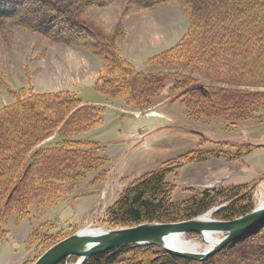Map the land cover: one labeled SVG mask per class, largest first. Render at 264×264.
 Listing matches in <instances>:
<instances>
[{
	"label": "rangeland",
	"instance_id": "374dc122",
	"mask_svg": "<svg viewBox=\"0 0 264 264\" xmlns=\"http://www.w3.org/2000/svg\"><path fill=\"white\" fill-rule=\"evenodd\" d=\"M8 1L5 3L10 4ZM17 2L14 9L21 17L0 22V112L21 107L33 95L62 94L78 97L80 106L104 109L99 125L68 137L80 144H95L93 166H84L69 175L72 181L54 182L53 188L31 197L23 213L15 208L13 196L11 212L1 219L0 264H33L55 243L85 229L135 226L114 223L109 210L131 182L155 170H167L170 198L177 205L203 192L215 195L212 205L195 218L208 213L209 219L228 221L219 215L230 204V198L218 195L225 188H241L246 198L243 206L254 209L264 204V72L253 61L244 74L232 77L221 75L218 68L182 63L185 54L177 56L171 50L197 30V14L189 2L90 0L77 16L82 25L57 15L59 20L51 27L35 24L53 12L48 5L41 0ZM154 2L160 4L150 7ZM116 11L117 18H113ZM127 22L140 34L132 47ZM119 23L123 32L117 28L110 53L116 50L119 58L123 56L132 65L122 49L131 57L143 55L138 68H133L148 78L144 81L146 94H135L129 87L118 94L111 91L105 83L123 75L108 70L105 54H97V40L84 28L91 25L110 32ZM191 82L202 83L207 88L205 95L186 93L185 86ZM99 85L103 87L99 89ZM8 129L9 125L7 133ZM57 130L36 147L57 144L61 140ZM238 146L241 153L247 150L239 158ZM206 152L212 156L203 161L202 155L189 157ZM19 181L17 175L12 180L14 184ZM13 192V187L7 189L2 197L5 200L11 193L8 201ZM171 220L177 219L160 221ZM212 234L223 237L221 232ZM182 236L197 242L202 239L197 233ZM228 246L225 255L213 258V264H264V222ZM129 249L113 264H172L156 248ZM253 254L259 255L257 260ZM77 261L72 256L60 262Z\"/></svg>",
	"mask_w": 264,
	"mask_h": 264
},
{
	"label": "trees",
	"instance_id": "16d2710c",
	"mask_svg": "<svg viewBox=\"0 0 264 264\" xmlns=\"http://www.w3.org/2000/svg\"><path fill=\"white\" fill-rule=\"evenodd\" d=\"M5 1L7 2V0H0V22L4 19L12 18L10 20H15L16 17H21L17 14L18 10L14 9L18 0L8 1L10 4L5 3ZM20 1L23 2L24 0ZM41 1L48 5L53 12L44 15V18L35 21V24L40 23V26L48 25L49 27L54 25V20L58 22L57 15L67 16L74 25H82L83 21L77 16L80 15L86 5L91 3L90 0ZM129 1L134 3V1L141 0ZM185 1L192 5L193 13L197 14L195 22L197 30L189 33L187 41L179 42L171 50L177 56L185 54L184 59L180 60L182 63L204 66L207 69L218 68L221 70V75L232 77L236 76V73L244 74L243 70H249L247 66L253 61L257 65H261L259 70L264 72V0ZM157 4L160 3H149V6L152 7ZM138 5L142 4L139 3ZM127 7L125 12L128 11ZM84 28L97 40L94 44V50L97 54L102 56L105 54L107 59L104 63L108 70H115L123 75L119 79L111 78L105 83L111 86V91L118 94L126 91L129 87L130 90H134L135 94H146L144 81L148 78L136 72L133 65L123 56L120 55L121 58H119L116 50L110 53L111 44L113 41L115 42L119 34H117V28L122 30L121 23L110 32L99 30L91 25H84ZM252 74H254V69H252ZM261 74L264 77V73ZM102 87L101 85L98 86L99 89ZM185 87L186 93L205 95L203 93L207 92V88L199 82H191ZM106 94L108 95V93ZM108 96L115 98L113 94ZM80 104L81 100L72 95H33L24 100L21 107L14 106L12 109L6 108L0 112V225L1 219L11 212L10 205L14 197H16L15 208L23 213L26 202L31 197H39L45 188H53L54 182L72 181L68 178L72 172H79L84 169V166L94 165L93 162L96 158L92 153V145L95 144H80L77 141H70L68 137L74 132L85 131L99 125L102 121L104 108L94 105L80 106ZM7 125H9L8 133L6 132ZM56 129H58L57 135L61 137L57 144L36 147L41 140ZM238 147L237 158L245 155L247 151L241 153L240 146ZM247 147L257 146L248 145ZM196 156L202 157L200 161H203L212 154L209 152L206 154L197 153L189 157L195 158ZM181 158L184 162L185 156ZM166 173V169L155 170L131 182L109 210L113 222L129 226L146 222L174 223L187 221L205 212L212 205L215 195L212 194L211 196L207 192L201 193L199 197L191 198L182 205L175 204L170 198L171 187L165 180ZM16 175L20 181L14 184L12 180L15 179ZM58 176L61 177L60 180L55 178ZM12 187L14 192L10 199L6 201V197L11 193L4 200L3 193ZM220 191L218 195H225V197L230 198L229 206L220 211L219 214L226 220L243 216L253 209L247 204L243 206L242 203H246V198L241 188H225ZM165 218L177 220L160 221ZM131 247L156 248L162 252L161 256L172 264H213V258L217 255H225L229 246L204 261H195L172 255L151 244L124 245L92 255L82 264H113L120 255L126 253ZM252 257L257 260L259 255L253 254ZM57 264L64 263L59 262Z\"/></svg>",
	"mask_w": 264,
	"mask_h": 264
},
{
	"label": "water",
	"instance_id": "95a60500",
	"mask_svg": "<svg viewBox=\"0 0 264 264\" xmlns=\"http://www.w3.org/2000/svg\"><path fill=\"white\" fill-rule=\"evenodd\" d=\"M263 222L264 206H260L243 216L228 221L197 217L175 223H140L132 227L111 229L101 234L78 232L55 243L33 264H56L72 256L78 258L76 264H82L90 256L106 252L117 246L148 244L178 257L204 261L231 243L238 241ZM204 232L223 233L222 239L204 252L178 250L167 245L163 239L169 234L197 233L201 235Z\"/></svg>",
	"mask_w": 264,
	"mask_h": 264
},
{
	"label": "bare ground",
	"instance_id": "6f19581e",
	"mask_svg": "<svg viewBox=\"0 0 264 264\" xmlns=\"http://www.w3.org/2000/svg\"><path fill=\"white\" fill-rule=\"evenodd\" d=\"M262 206H264V204H262L261 207ZM209 216L210 215L207 213L206 215L201 216L199 218L214 220V219H209L208 218ZM90 232L101 234L105 231L102 229H98V230L85 229L83 231H80L79 233H90ZM201 236H202V239L200 242H197L198 240L197 241L187 240L181 234H169V235L164 236L163 239L165 240V243H167V245H169L170 247H173L175 249L182 250V251H192V252H199L200 248H203V252L207 251L211 249L215 244H217L222 239L219 237H215V235H213L210 232H204L203 234H201Z\"/></svg>",
	"mask_w": 264,
	"mask_h": 264
},
{
	"label": "crops",
	"instance_id": "0c3cea01",
	"mask_svg": "<svg viewBox=\"0 0 264 264\" xmlns=\"http://www.w3.org/2000/svg\"><path fill=\"white\" fill-rule=\"evenodd\" d=\"M117 11L116 12H114V13H112L111 14V16L113 17V18H117ZM128 23V22H127ZM164 24V23H163ZM167 24H168V22H167ZM160 25V24H159ZM131 26H132V24L129 22L128 23V25L126 24V27H127V39H128V37H129V39H128V42H129V44L131 45V47H132V45L133 44H137V42H138V39H140L139 38V36L138 35H140V34H138L137 32H136V30L135 29H132L131 28ZM107 27V26H106ZM153 37V36H152ZM175 44V43H174ZM173 44V45H174ZM122 53L127 57V59H129L132 63H133V65L136 67V68H138V62H140L139 60H140V58L141 59H143V55L142 54H140V55H138V56H133V57H131L128 53L129 52H127L125 49H122ZM88 102L89 103H93V104H95L94 103V101H92V100H88ZM101 105V104H100Z\"/></svg>",
	"mask_w": 264,
	"mask_h": 264
}]
</instances>
